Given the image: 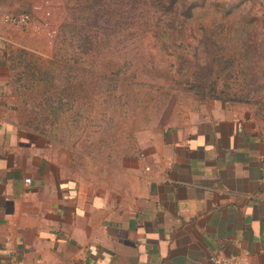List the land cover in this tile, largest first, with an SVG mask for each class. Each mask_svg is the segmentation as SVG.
<instances>
[{"label": "crops", "instance_id": "crops-1", "mask_svg": "<svg viewBox=\"0 0 264 264\" xmlns=\"http://www.w3.org/2000/svg\"><path fill=\"white\" fill-rule=\"evenodd\" d=\"M9 40L0 30V264H212L230 254L264 264V119L253 106L216 103L119 164L85 167L20 124Z\"/></svg>", "mask_w": 264, "mask_h": 264}, {"label": "rangeland", "instance_id": "rangeland-1", "mask_svg": "<svg viewBox=\"0 0 264 264\" xmlns=\"http://www.w3.org/2000/svg\"><path fill=\"white\" fill-rule=\"evenodd\" d=\"M130 5L132 29L115 36L114 0H0L26 132L88 167L119 164L161 128L216 103L249 104L264 118L262 0ZM10 13L30 21L11 25Z\"/></svg>", "mask_w": 264, "mask_h": 264}, {"label": "built area", "instance_id": "built-area-1", "mask_svg": "<svg viewBox=\"0 0 264 264\" xmlns=\"http://www.w3.org/2000/svg\"><path fill=\"white\" fill-rule=\"evenodd\" d=\"M5 20L7 23L15 26L27 25L30 21L28 13H10L6 15ZM26 183L31 184L32 179L26 178ZM212 264H252L250 259L243 254H230V255H212L210 257ZM35 264H45L37 261Z\"/></svg>", "mask_w": 264, "mask_h": 264}, {"label": "trees", "instance_id": "trees-1", "mask_svg": "<svg viewBox=\"0 0 264 264\" xmlns=\"http://www.w3.org/2000/svg\"><path fill=\"white\" fill-rule=\"evenodd\" d=\"M130 2L131 0H114V9L112 13L111 24H112V31L115 36L126 35L132 29L129 18V12L130 9L132 8ZM170 24H173V22H170ZM197 87L207 88V85L199 84Z\"/></svg>", "mask_w": 264, "mask_h": 264}]
</instances>
